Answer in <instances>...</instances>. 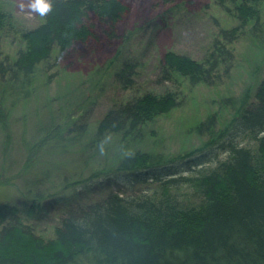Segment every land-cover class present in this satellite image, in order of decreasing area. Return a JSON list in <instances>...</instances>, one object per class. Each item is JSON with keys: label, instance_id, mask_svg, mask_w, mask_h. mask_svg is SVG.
I'll return each mask as SVG.
<instances>
[{"label": "trees", "instance_id": "trees-1", "mask_svg": "<svg viewBox=\"0 0 264 264\" xmlns=\"http://www.w3.org/2000/svg\"><path fill=\"white\" fill-rule=\"evenodd\" d=\"M51 2L53 11L43 22L22 32L24 46L15 58L0 61V125L6 135L5 97L12 90L26 94L54 49L65 59L92 37L120 38L117 24L130 10L122 0ZM263 2L218 0L237 24L220 27L202 60L166 52L160 61L163 78L213 84L223 66L228 73L234 42L260 28ZM168 13L171 8L158 19L164 23ZM91 14L97 25L88 24ZM8 17L0 3L2 32ZM131 69L125 62L116 72L124 87L130 86ZM174 92L146 90L103 116L93 146L114 134L132 142L114 164L63 180L47 197L29 192L0 199V264H264V76L253 94L246 89L238 99L229 97V116L215 112L196 124V133L205 137L200 146L178 154L132 146L150 123L177 106ZM72 132L46 128L39 144L61 143ZM115 184L126 189L115 190ZM54 212L60 222L52 237L29 223Z\"/></svg>", "mask_w": 264, "mask_h": 264}, {"label": "rangeland", "instance_id": "rangeland-1", "mask_svg": "<svg viewBox=\"0 0 264 264\" xmlns=\"http://www.w3.org/2000/svg\"><path fill=\"white\" fill-rule=\"evenodd\" d=\"M122 1L130 10L117 24L120 38L98 42L92 37L86 46L65 59L54 49L50 58L38 66L26 94L12 90L5 97L8 131L6 135L0 125V199L13 200L29 192L47 197L59 189L63 180L81 179L114 164L118 153L132 143L127 142L129 137L124 140L117 134L110 135L103 156L91 143L97 139L103 116L135 94L151 89L176 91L177 106L150 123L132 146L178 154L200 146L205 140L195 131L199 121L215 112L226 118L232 111L229 97L238 99L246 89L254 93L264 76V2L260 28L242 34L234 42L233 59L227 63L231 66L229 72L223 66L213 84H192L180 78H176L177 82H173L175 78H163L160 61L166 52L202 60L220 27L235 26L237 20L223 11L218 0ZM0 3L9 13L7 26L3 32L0 30L2 61L15 58L24 46L22 32L42 23L44 18L22 12L18 7L20 0H0ZM169 8L172 13L167 14L163 23L158 15ZM98 20L91 14L88 24L97 25ZM125 62L133 72L127 87L116 76ZM75 125L84 126V131H74ZM55 126L60 130L71 127L73 132L66 134L61 143L39 144L43 131ZM113 189L123 191L126 187L115 184ZM59 222L60 215L56 212L29 221L46 237H52Z\"/></svg>", "mask_w": 264, "mask_h": 264}, {"label": "clouds", "instance_id": "clouds-1", "mask_svg": "<svg viewBox=\"0 0 264 264\" xmlns=\"http://www.w3.org/2000/svg\"><path fill=\"white\" fill-rule=\"evenodd\" d=\"M18 7L22 12H26L29 15H38L42 18L53 11L51 0H20ZM105 143H107V138L99 145L100 155L102 156L105 154ZM128 154L130 155V153Z\"/></svg>", "mask_w": 264, "mask_h": 264}]
</instances>
